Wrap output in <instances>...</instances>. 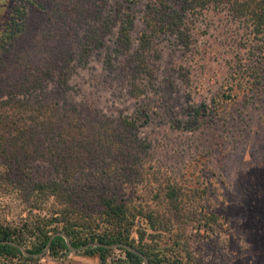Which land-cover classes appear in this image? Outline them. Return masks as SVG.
Returning <instances> with one entry per match:
<instances>
[{
    "label": "rangeland",
    "instance_id": "rangeland-1",
    "mask_svg": "<svg viewBox=\"0 0 264 264\" xmlns=\"http://www.w3.org/2000/svg\"><path fill=\"white\" fill-rule=\"evenodd\" d=\"M62 2L0 0V40L16 9L25 11L19 21L23 29L9 42V53L0 55V72H10L14 60L25 59V49L32 45L52 44L47 41L53 39L59 21L55 7ZM151 2L157 0H94L89 16L70 14L73 20L65 23H79L80 36H74L78 56L66 70V97L110 118L140 116L141 122L148 114L140 137L150 148L139 168L136 196L145 197L160 211L159 231L160 225L166 231L157 241L168 253L183 264H264V58L254 59V68L247 69L249 78L234 79L236 66L245 59L249 62L247 30L226 10L208 8L191 18V47L169 32L152 36L145 55L149 75L144 74L141 80L146 92L134 98L126 80L110 76L105 60L115 47L121 14L134 15L133 50L138 48L146 30V7ZM107 17L115 26L107 34L105 46L80 59L78 37L90 33L89 24L102 25ZM48 57L44 54L42 59ZM38 64L42 66L43 61ZM35 65H29L31 70L42 72L34 70ZM59 71L57 68L50 81L54 89ZM204 104L211 110L196 117L195 109ZM30 173L41 182L61 178L43 160L32 163ZM75 182L85 188L106 185L109 179L89 170L79 174ZM172 188L177 200H165L163 193ZM123 259L124 253L112 248L107 264H122ZM5 264L102 262L98 255L70 249L58 256L46 252L38 260L15 259Z\"/></svg>",
    "mask_w": 264,
    "mask_h": 264
},
{
    "label": "trees",
    "instance_id": "trees-1",
    "mask_svg": "<svg viewBox=\"0 0 264 264\" xmlns=\"http://www.w3.org/2000/svg\"><path fill=\"white\" fill-rule=\"evenodd\" d=\"M63 1L55 7L59 21L53 41H47L52 44L32 45L25 49V59L14 60L10 72H0V264L15 259L38 260L46 252L58 256L70 249L88 256L98 255L102 264H107L112 248L124 253L122 264L146 261L147 264H183L157 241L166 231L161 225L159 231L160 211L145 197L136 196L139 168L150 148L140 137V128L148 122V114H144L146 120L141 122L140 116L110 118L66 97L69 78L66 70L78 56L74 36H80V25L65 22L73 20L70 16L73 12L79 17L84 13L89 16L94 0ZM208 8L226 10L247 30L245 48L249 62L241 61L233 77L249 78L247 69L254 68V59L264 58V0L148 3L146 30L134 50L135 17L119 13L115 47L105 60L110 76L115 74L119 80H126L132 97L142 96L146 92L142 76L149 75L145 55L152 36L169 32L191 47L194 38L191 18ZM16 11L0 40V55L9 53V42L23 29L19 21L25 11L22 7ZM114 26L108 17L102 25L89 24L90 33L77 39L81 46L80 59L105 46V38ZM44 54L49 57L42 59ZM41 61L42 66L38 64ZM35 62L34 70L42 72L31 70L29 65ZM17 66L25 70L17 72L14 70ZM57 68L60 71L54 89L50 81ZM195 110L199 117L206 116L211 108L204 104ZM41 160L49 162L61 178L47 182L34 180L30 165ZM89 170L107 177L109 183L79 188L75 182L78 175ZM175 192L172 188L163 197L177 200ZM141 220L145 225L140 224Z\"/></svg>",
    "mask_w": 264,
    "mask_h": 264
},
{
    "label": "water",
    "instance_id": "water-1",
    "mask_svg": "<svg viewBox=\"0 0 264 264\" xmlns=\"http://www.w3.org/2000/svg\"><path fill=\"white\" fill-rule=\"evenodd\" d=\"M66 237V239H67V241H68V244H69V246L71 247V244H70V242H69V239L67 238V236H65ZM72 248V247H71ZM145 264H147V261L145 262Z\"/></svg>",
    "mask_w": 264,
    "mask_h": 264
}]
</instances>
